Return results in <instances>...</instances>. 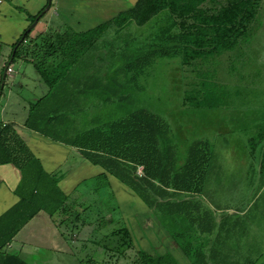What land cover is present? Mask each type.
Here are the masks:
<instances>
[{"label":"rangeland","instance_id":"rangeland-1","mask_svg":"<svg viewBox=\"0 0 264 264\" xmlns=\"http://www.w3.org/2000/svg\"><path fill=\"white\" fill-rule=\"evenodd\" d=\"M202 6L208 8L206 3ZM259 15L262 25L255 36L233 50L216 54L207 63L198 57L191 64L182 63L179 54L166 57L154 53L156 33L172 24L167 12L141 26L130 23L119 37L108 33L99 40L89 59L82 57L76 66L74 78L66 74L47 97H40L39 104L34 102L25 121L52 140L73 141L77 135L70 131L76 128L81 131L92 126L107 131L111 122L133 111L154 114L167 126V137L160 146L170 148L172 175L185 171L184 180L192 190L175 195L176 200L196 205L190 210L194 213L197 208V213L187 215L196 219L191 225L200 231L212 225L217 228L219 222L222 228L229 223L231 229L222 231L221 236L238 242L254 238V242L264 244V231L259 239L256 230L264 228V0ZM175 21L173 33L180 30V20ZM86 63L89 77L84 74ZM11 65L15 81L34 76L32 66L21 68L18 58ZM211 86H221L220 99L213 94L210 99L203 96ZM15 100L13 96L2 113L1 101L0 115L10 119L14 113L20 118L23 112ZM192 101L198 104L194 106ZM194 146L196 157L189 159ZM71 153L81 156L78 149ZM192 161L196 164L189 163ZM72 163L62 165L68 168L67 176L72 175L61 181L69 193L66 214L56 215L70 250L82 264H134L136 248L118 200L110 188L94 179L87 183L83 179L100 168L90 165L73 174ZM178 219L176 216L169 222L175 231ZM188 239L192 241L188 252L199 259L195 251L211 238L193 232ZM241 261L237 264H246Z\"/></svg>","mask_w":264,"mask_h":264},{"label":"trees","instance_id":"trees-1","mask_svg":"<svg viewBox=\"0 0 264 264\" xmlns=\"http://www.w3.org/2000/svg\"><path fill=\"white\" fill-rule=\"evenodd\" d=\"M261 1L137 0L132 8L116 16L112 24L118 28L130 23L141 26L159 13L167 12L173 19L172 24L161 27L156 33L154 53L166 57L179 54L184 64H191L198 57L207 63L216 54L234 49L260 29ZM203 3L208 8L203 7ZM39 13L28 16L30 24ZM175 19L180 20V30L173 33L171 28L177 23ZM109 24H102L79 35L67 31H48L38 34L33 43L30 32L34 26L30 29L28 26L10 46L5 66L19 42L10 64L15 58L32 63L50 93ZM25 41L32 43V46L29 43L24 45ZM1 80L0 74V83ZM205 84L211 85L209 82ZM210 88L204 91L203 96L210 99V94H213L220 99L221 88ZM2 89L0 86L1 93ZM191 104L195 106L198 102L192 101ZM167 132V126L159 117L140 109L111 122L107 131L95 127L79 134L71 145L78 147L85 159L104 170L97 176L103 185L107 184V174L115 177L148 207L154 208L161 222L165 223L175 220L176 216L180 217L182 212L191 215L190 209L196 206L187 205L185 199H175V195L192 190L187 184L189 182L184 180L185 171L172 175L170 148L160 146ZM195 148H191L189 159L196 157ZM0 154V163L12 162L22 171L20 187L23 191L18 202L0 215V264H28L18 255L6 251L5 247L39 211L46 212L50 217L65 215L68 196L58 186L59 175L47 173L9 125L0 124ZM189 163L196 164L195 161ZM138 166L142 168L141 176L136 174ZM96 182L100 185V181ZM159 259L139 251L134 264H159Z\"/></svg>","mask_w":264,"mask_h":264},{"label":"crops","instance_id":"crops-1","mask_svg":"<svg viewBox=\"0 0 264 264\" xmlns=\"http://www.w3.org/2000/svg\"><path fill=\"white\" fill-rule=\"evenodd\" d=\"M136 1L51 0L49 10L39 17L40 19L37 20L30 32L31 42H35V37L38 34L48 31H67V33L79 35L86 34L89 30L102 24L111 23L106 26L108 29L106 30L105 28L97 40L91 43L83 54V58L88 56L87 59H89V56L94 52V47L100 43L99 40L104 38L108 33H111L110 35L113 38L121 35L119 33H121L123 27L118 28L116 24H112V20L121 12L132 8ZM46 4L47 0H0V65L4 64L3 66H5L10 46L17 41L22 32L29 26L30 20L28 16L37 14ZM110 29H112V32L109 31ZM29 41H25L24 45L30 44ZM32 43L30 46H32ZM82 57L74 63L67 74L71 80L76 75V66L79 65ZM18 60L21 63V68L24 66V69H26L27 65L32 66L34 76H30L29 79L25 77L24 81L22 79L15 81V71L10 64L12 72L10 75L5 76L0 96V102L2 101L1 113L4 111L3 107L7 106L14 96L17 108L23 114L19 118L16 114L11 113L10 119H6L3 115H0V124L9 125L15 131L47 173L59 175L58 186L69 197V193L61 186V181L72 177V175L67 176L68 168L65 169L62 165L73 161V174L83 168L90 167V165L93 167L99 166L93 165L82 155L79 157L77 154L71 153V151H77L78 147L71 145L70 138L59 141L52 140L25 121L29 107L34 102L39 104L42 99H38L45 95L47 97L50 93H47L48 88L41 80L32 63L26 62L21 58H18ZM89 63L93 64V61H89ZM85 66L84 74L89 77L88 63ZM2 69L4 70V67L0 68L1 75ZM24 75L27 76V74H22V76ZM6 81H8L7 85ZM27 81L31 83L29 84ZM53 114H56V111ZM76 129L70 131V134L73 133L72 135L78 136L90 130L85 128L79 131ZM99 168L100 171L95 175L87 176L83 179H87L85 183L90 182L92 179L100 181L102 187L111 189V194L118 200L117 204L128 222V230L134 241L136 256L139 251H143L151 258L160 257L159 264H237L241 260L242 263L246 264H256L257 262L264 264V244L254 242V238L247 241L241 239L238 242L237 240L231 241L227 239L225 234L221 236L222 231L227 232L231 229V224H225L222 228L223 223L219 222L217 228L215 225H212L206 228L203 227L204 230L197 231L191 225V222L196 219L194 217H187L189 212H182L179 217L180 219L177 220V224H180V227L178 226L177 231H175L172 226H169L170 221L162 223L158 219L156 210L148 207L135 192L119 180L111 178L107 174V184L103 185L102 180H97V176L104 171L101 167ZM21 185L22 171L12 162L0 163V215L18 202L23 192L20 187ZM181 193L187 192L183 191ZM152 209L155 211V214ZM195 209L194 213H197L198 209ZM190 213L191 215L194 214L193 212ZM56 218V215L50 217L46 212L39 211L16 233L5 247V250L18 255L28 264H82V260L70 250L69 245L60 232L59 223L56 221ZM188 219L190 223H188ZM192 229L195 235H207L208 239L211 238L203 244L201 250L197 249L195 251L199 259L193 258L187 248L192 245V241L188 239L192 236ZM239 230L241 229L238 228L237 232ZM256 230L260 234L259 239H261L264 228L259 227ZM200 246L201 244L198 245V247ZM245 257L248 258L244 259Z\"/></svg>","mask_w":264,"mask_h":264},{"label":"water","instance_id":"water-1","mask_svg":"<svg viewBox=\"0 0 264 264\" xmlns=\"http://www.w3.org/2000/svg\"><path fill=\"white\" fill-rule=\"evenodd\" d=\"M50 5H51V0H47V4H46V6H45V7L40 11V13L36 16V18L34 19V21L29 25L28 29L32 28V27L36 24V22H37V20L39 19V17H40L42 14H44L46 11L49 10ZM18 44H19V42H18V43L15 45V47L13 48V52H12V54H11V56H10V59H9V61L7 62L5 68H4L3 72H2V80H1V83H0L1 88L4 86V79H5V76H6V68L10 65V62H11V60H12V58H13V53H14V51H15V49H16V47H17ZM0 94H1V91H0Z\"/></svg>","mask_w":264,"mask_h":264},{"label":"built area","instance_id":"built-area-1","mask_svg":"<svg viewBox=\"0 0 264 264\" xmlns=\"http://www.w3.org/2000/svg\"><path fill=\"white\" fill-rule=\"evenodd\" d=\"M11 72H12L11 66H8V67L6 68V75H10ZM136 174H137L138 176H141V175H142V168H141V166H138V168H137V170H136Z\"/></svg>","mask_w":264,"mask_h":264}]
</instances>
